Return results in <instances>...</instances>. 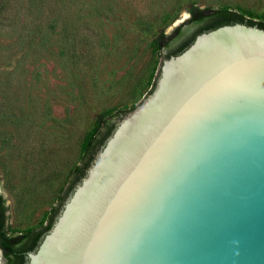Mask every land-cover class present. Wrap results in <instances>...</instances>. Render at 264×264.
<instances>
[{
    "label": "water",
    "instance_id": "1",
    "mask_svg": "<svg viewBox=\"0 0 264 264\" xmlns=\"http://www.w3.org/2000/svg\"><path fill=\"white\" fill-rule=\"evenodd\" d=\"M114 122L23 264H264L263 28L196 34Z\"/></svg>",
    "mask_w": 264,
    "mask_h": 264
},
{
    "label": "rangeland",
    "instance_id": "2",
    "mask_svg": "<svg viewBox=\"0 0 264 264\" xmlns=\"http://www.w3.org/2000/svg\"><path fill=\"white\" fill-rule=\"evenodd\" d=\"M192 7L264 22V0H0V192L9 235L47 223L96 118L114 122L138 105L165 55L210 20L191 22ZM161 31L170 38L158 48Z\"/></svg>",
    "mask_w": 264,
    "mask_h": 264
},
{
    "label": "trees",
    "instance_id": "3",
    "mask_svg": "<svg viewBox=\"0 0 264 264\" xmlns=\"http://www.w3.org/2000/svg\"><path fill=\"white\" fill-rule=\"evenodd\" d=\"M209 9H199L192 7L189 9L191 22L202 20L207 16H210V20L203 23L199 28L196 29L194 34L185 42L180 44L177 48L167 53L165 57H168L171 54H177L182 51L186 46H188L193 40L194 36L200 32L207 31L209 29L215 28L223 24H229L234 22H243L248 25H257L260 28L264 29V22H255L250 19H246L243 15L229 11L226 9H216L213 11H208ZM179 31V27L175 28V32ZM170 37H166L161 31L154 39L153 44L161 48L168 43ZM152 90V89H151ZM150 90V92H151ZM149 92V93H150ZM135 105L131 106L129 109L119 111L115 116H118L117 119L121 118L127 111L134 108ZM114 116V115H113ZM116 119V120H117ZM115 122L104 119L99 115L96 120L93 129L85 137L83 148V158L80 165L74 167L73 177L69 181L65 192L59 197V202L56 207L52 209V212L48 218L47 223L37 230H29L25 233H20L16 235H9L6 228V207L4 205V199L0 195V249L2 250L3 256L6 259V264H23L25 261V253L33 249L40 238V236L49 228L51 225L54 216L56 215L60 204L62 203L65 196L72 189L74 184L80 180L83 176L86 168L89 166L91 160L93 159L96 151L102 145L105 138L110 134L111 130L114 127ZM100 126L105 127V131L99 137H94V134L97 132Z\"/></svg>",
    "mask_w": 264,
    "mask_h": 264
},
{
    "label": "bare ground",
    "instance_id": "4",
    "mask_svg": "<svg viewBox=\"0 0 264 264\" xmlns=\"http://www.w3.org/2000/svg\"><path fill=\"white\" fill-rule=\"evenodd\" d=\"M186 15H184L183 17H185ZM1 261H2V257L0 258V264H1Z\"/></svg>",
    "mask_w": 264,
    "mask_h": 264
},
{
    "label": "flooded vegetation",
    "instance_id": "5",
    "mask_svg": "<svg viewBox=\"0 0 264 264\" xmlns=\"http://www.w3.org/2000/svg\"><path fill=\"white\" fill-rule=\"evenodd\" d=\"M4 264H6V259H5V263Z\"/></svg>",
    "mask_w": 264,
    "mask_h": 264
}]
</instances>
